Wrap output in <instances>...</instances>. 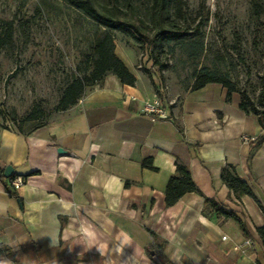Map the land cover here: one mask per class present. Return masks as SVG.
<instances>
[{
  "label": "crops",
  "instance_id": "0c3cea01",
  "mask_svg": "<svg viewBox=\"0 0 264 264\" xmlns=\"http://www.w3.org/2000/svg\"><path fill=\"white\" fill-rule=\"evenodd\" d=\"M153 93L109 76L59 118L28 130L0 128V168L26 176L16 190L21 203L0 179V264H159L151 233L172 264H264L257 117L240 109L238 92L227 101V89L209 83L168 97L175 100L168 118L153 119L142 110ZM145 158L156 171L141 166ZM177 159L202 196L187 193L167 207ZM225 166L257 202L222 183ZM205 198L234 210L249 238L233 220L204 213ZM244 240L250 246L237 250Z\"/></svg>",
  "mask_w": 264,
  "mask_h": 264
},
{
  "label": "rangeland",
  "instance_id": "374dc122",
  "mask_svg": "<svg viewBox=\"0 0 264 264\" xmlns=\"http://www.w3.org/2000/svg\"><path fill=\"white\" fill-rule=\"evenodd\" d=\"M180 6L186 36L163 44L162 70L145 41L111 32L115 54L137 76L135 85L144 93L167 88L164 92L173 98L191 88L196 72L208 68L255 99L264 62V14L252 18L250 0H180ZM126 17L136 22L130 13ZM3 22H12L13 37L0 49V128L28 130L59 118L62 112L55 106L63 89L83 76L78 70L84 67L83 54L91 53L105 29L62 0H0V32ZM35 108L43 112L41 119L25 121Z\"/></svg>",
  "mask_w": 264,
  "mask_h": 264
},
{
  "label": "trees",
  "instance_id": "16d2710c",
  "mask_svg": "<svg viewBox=\"0 0 264 264\" xmlns=\"http://www.w3.org/2000/svg\"><path fill=\"white\" fill-rule=\"evenodd\" d=\"M73 9L81 12L98 27L105 30L97 34L91 53L83 54V68L78 67L83 72V76L73 78L63 89L55 111L64 112L76 105L83 96L86 88L102 80L107 74L115 76L122 85L134 86L136 77L129 71L124 62L114 52V42L111 35L112 31L128 35L138 42L145 41L149 48V54L155 64H159L161 48L163 44L177 40L186 36L181 23L184 18L180 6V0H62ZM130 13L135 21L127 18ZM264 14L263 0H250V16L254 19L260 18ZM13 37L12 22H3L0 32V49L9 45ZM160 69H164L163 64H159ZM89 71V72H88ZM217 83L227 89V101L232 92H238L241 97L240 109L248 114L257 117V122L263 134L258 138L253 148L262 145L264 141V62L262 72L259 76V89L255 99L246 90L240 89L238 85L225 75L217 74L208 68H201L193 75L190 90L201 89L206 84ZM0 109V117H3ZM43 112L35 108L25 118V121H38ZM12 121L15 118L11 119ZM37 124L36 126L42 125ZM19 125L17 129H20ZM143 168L156 171L151 158H145L141 162ZM4 169L0 168V179L3 182L5 192L21 203V198L16 190L11 186V181L16 178L12 174L10 178L3 176ZM26 176L23 177V179ZM220 179L222 183L235 195H246L253 198L256 202L250 186L241 179L233 166H225L221 169ZM187 193L201 195L200 190L194 184L188 169L177 159L175 161L174 174L168 179L164 201L167 207L174 205L181 197ZM261 207V206H260ZM263 215L264 210L261 208ZM202 211L211 212L217 217L233 220L240 228L245 238H249V233L238 214L214 199L205 198ZM256 234L261 242L264 252V224L256 228ZM153 241V251L159 264H172L163 254L161 246L156 243V238L151 233Z\"/></svg>",
  "mask_w": 264,
  "mask_h": 264
},
{
  "label": "built area",
  "instance_id": "2783aa9c",
  "mask_svg": "<svg viewBox=\"0 0 264 264\" xmlns=\"http://www.w3.org/2000/svg\"><path fill=\"white\" fill-rule=\"evenodd\" d=\"M167 88H164L162 90V92L159 93H153V95L150 98H147L144 102H143V114L146 116H149L153 119H166L168 118V114L166 111V105L167 103L170 104H174L175 100H170V102H168V97H167V93L164 92V90ZM131 100H134V97L130 98ZM254 139L253 138H247V137H243V141L244 142H252ZM25 180L21 177H17L14 180L11 181V186L17 190L19 189L23 184H24ZM226 237L222 236V240H225ZM250 246V241L249 240H244L242 242V244L237 245L236 249L240 250L243 247H249Z\"/></svg>",
  "mask_w": 264,
  "mask_h": 264
},
{
  "label": "water",
  "instance_id": "95a60500",
  "mask_svg": "<svg viewBox=\"0 0 264 264\" xmlns=\"http://www.w3.org/2000/svg\"><path fill=\"white\" fill-rule=\"evenodd\" d=\"M62 150L61 149H58V152L60 153ZM12 174H13V168H12V166H6L5 168H4V171H3V176L5 177V178H10L11 176H12ZM153 253V252H152Z\"/></svg>",
  "mask_w": 264,
  "mask_h": 264
}]
</instances>
